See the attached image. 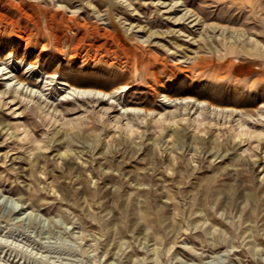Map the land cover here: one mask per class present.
I'll list each match as a JSON object with an SVG mask.
<instances>
[{
    "label": "rangeland",
    "instance_id": "1",
    "mask_svg": "<svg viewBox=\"0 0 264 264\" xmlns=\"http://www.w3.org/2000/svg\"><path fill=\"white\" fill-rule=\"evenodd\" d=\"M6 56L0 264H264V0H0Z\"/></svg>",
    "mask_w": 264,
    "mask_h": 264
},
{
    "label": "bare ground",
    "instance_id": "2",
    "mask_svg": "<svg viewBox=\"0 0 264 264\" xmlns=\"http://www.w3.org/2000/svg\"><path fill=\"white\" fill-rule=\"evenodd\" d=\"M9 58H10V56H6L5 58H1L0 57V72L2 74H5L4 75V78L7 79L6 82H7L8 85H10L14 81L16 84L18 83V84L24 85V86L25 85H28V87H29V84L31 82H33L35 84L38 80H42L44 77H46V80L44 81V84H43L44 85L43 86L44 87L43 89H47V88L50 87V82L49 81H51V79H53L51 77L52 75H46V76H44L41 72H35L34 73V76L35 77L26 76L24 74V72L26 70H24L23 72H20V71H14V68H9V66H10L8 64ZM4 68H6V69L8 68V69L5 70V71H3ZM59 83H60L61 88L63 90L61 93L64 94V95L86 94V93H92L94 91L95 92H98V93L102 92L101 90H93L91 88L73 85L71 82H69L68 80H66L65 77ZM51 84H52V82H51ZM32 88H34V86H32ZM15 89H17L16 86H15ZM43 89H41V92H42ZM166 96H167V94H166Z\"/></svg>",
    "mask_w": 264,
    "mask_h": 264
}]
</instances>
